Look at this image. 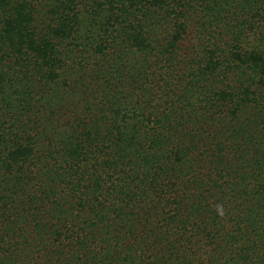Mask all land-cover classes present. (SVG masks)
Returning a JSON list of instances; mask_svg holds the SVG:
<instances>
[{
    "label": "trees",
    "instance_id": "1",
    "mask_svg": "<svg viewBox=\"0 0 264 264\" xmlns=\"http://www.w3.org/2000/svg\"><path fill=\"white\" fill-rule=\"evenodd\" d=\"M0 264H264V0H0Z\"/></svg>",
    "mask_w": 264,
    "mask_h": 264
}]
</instances>
